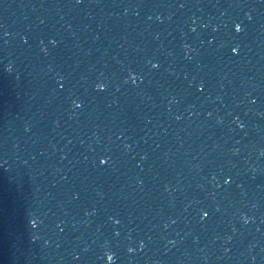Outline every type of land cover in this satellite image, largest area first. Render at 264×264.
Returning a JSON list of instances; mask_svg holds the SVG:
<instances>
[{
    "label": "water",
    "instance_id": "1",
    "mask_svg": "<svg viewBox=\"0 0 264 264\" xmlns=\"http://www.w3.org/2000/svg\"><path fill=\"white\" fill-rule=\"evenodd\" d=\"M0 264H264V0H0Z\"/></svg>",
    "mask_w": 264,
    "mask_h": 264
},
{
    "label": "snow or ice",
    "instance_id": "2",
    "mask_svg": "<svg viewBox=\"0 0 264 264\" xmlns=\"http://www.w3.org/2000/svg\"><path fill=\"white\" fill-rule=\"evenodd\" d=\"M235 28H236V30L239 32V31L241 30V26H240V24H236V25H235ZM52 43H53V44H56V41L53 40ZM232 51L235 52V51H236V48H233ZM152 66H153V67H157L158 65L153 64ZM131 80H132V83H136V76H135V75H132V76H131ZM97 87L100 88V89H103L104 84H98ZM241 127H243V125H241ZM106 162H107V160H102V161H101L102 164H103V163H106ZM204 215L207 216L208 213L205 212ZM131 250H132V249H129V251H131ZM112 259H113L112 256H107V260H108V261H112Z\"/></svg>",
    "mask_w": 264,
    "mask_h": 264
}]
</instances>
